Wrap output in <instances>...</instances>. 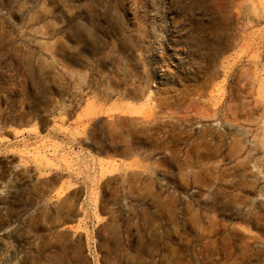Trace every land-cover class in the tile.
Masks as SVG:
<instances>
[{
    "label": "rangeland",
    "instance_id": "rangeland-1",
    "mask_svg": "<svg viewBox=\"0 0 264 264\" xmlns=\"http://www.w3.org/2000/svg\"><path fill=\"white\" fill-rule=\"evenodd\" d=\"M0 264H264V0H0Z\"/></svg>",
    "mask_w": 264,
    "mask_h": 264
}]
</instances>
